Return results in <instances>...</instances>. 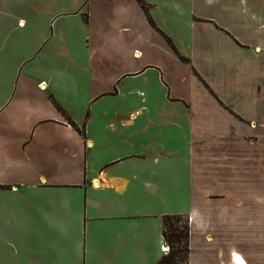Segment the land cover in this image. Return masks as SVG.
Returning <instances> with one entry per match:
<instances>
[{"label":"crops","instance_id":"crops-1","mask_svg":"<svg viewBox=\"0 0 264 264\" xmlns=\"http://www.w3.org/2000/svg\"><path fill=\"white\" fill-rule=\"evenodd\" d=\"M142 1L0 0V264H264V0Z\"/></svg>","mask_w":264,"mask_h":264},{"label":"trees","instance_id":"trees-1","mask_svg":"<svg viewBox=\"0 0 264 264\" xmlns=\"http://www.w3.org/2000/svg\"><path fill=\"white\" fill-rule=\"evenodd\" d=\"M138 2L141 4V7L143 8L149 22L154 25L152 19L149 17L147 8L142 0H138ZM170 42V40L168 39ZM171 44V42H170ZM172 48L174 49V46L171 44ZM183 218V221H182ZM183 222V224H179ZM182 227L184 232L179 231L178 228ZM162 235L164 238V241L166 243H173L174 241H180L181 239H184L185 244V250L186 254L188 253V235H189V225L187 218L181 216V215H165L163 217V231ZM170 247V246H169ZM175 250H171L169 254H166L156 262V264H176L175 263ZM185 264L187 262L185 261Z\"/></svg>","mask_w":264,"mask_h":264},{"label":"rangeland","instance_id":"rangeland-1","mask_svg":"<svg viewBox=\"0 0 264 264\" xmlns=\"http://www.w3.org/2000/svg\"><path fill=\"white\" fill-rule=\"evenodd\" d=\"M251 142H253V140L250 139ZM251 145H249L247 148L244 147H240L237 148V151L239 155L244 156L247 155L249 157H254L256 156V158H260V159H264V141H262V139L259 140H255L254 144L250 143ZM263 185V184H262ZM231 191L233 192L234 189H231ZM257 191H261V189H257ZM263 193V192H262ZM248 196V194L246 195V197ZM244 197V196H243ZM223 198L224 202H239V196L235 195L233 193L231 194H227L225 195ZM262 196L256 195L255 196V200L257 202L259 201H263ZM221 201V200H218ZM183 221V218H182ZM179 224H183V222L179 223ZM179 231L184 232L182 227L178 228ZM170 247H169V252L167 254L170 253V251L173 249L175 250V263L176 264H185V261L187 259V254H186V250H185V244H184V239H181L180 241H174L173 243H167ZM166 254L162 253V256H164ZM161 256V257H162Z\"/></svg>","mask_w":264,"mask_h":264},{"label":"built area","instance_id":"built-area-1","mask_svg":"<svg viewBox=\"0 0 264 264\" xmlns=\"http://www.w3.org/2000/svg\"><path fill=\"white\" fill-rule=\"evenodd\" d=\"M160 250H161L162 253L167 254V253L169 252V245H168L166 242H164V243L161 245ZM232 261H233L235 264H245V263H240V262L236 261L235 258H234V254H232ZM243 261H244V260H243Z\"/></svg>","mask_w":264,"mask_h":264},{"label":"bare ground","instance_id":"bare-ground-1","mask_svg":"<svg viewBox=\"0 0 264 264\" xmlns=\"http://www.w3.org/2000/svg\"><path fill=\"white\" fill-rule=\"evenodd\" d=\"M235 260L240 262V263H243V261L238 257V256H234ZM239 258V259H238Z\"/></svg>","mask_w":264,"mask_h":264},{"label":"snow or ice","instance_id":"snow-or-ice-1","mask_svg":"<svg viewBox=\"0 0 264 264\" xmlns=\"http://www.w3.org/2000/svg\"><path fill=\"white\" fill-rule=\"evenodd\" d=\"M239 259V258H238Z\"/></svg>","mask_w":264,"mask_h":264}]
</instances>
